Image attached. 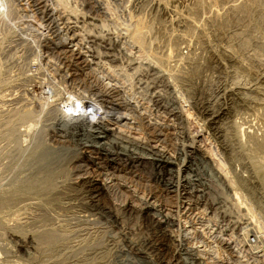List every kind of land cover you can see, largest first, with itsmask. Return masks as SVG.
<instances>
[{
    "label": "rangeland",
    "instance_id": "obj_1",
    "mask_svg": "<svg viewBox=\"0 0 264 264\" xmlns=\"http://www.w3.org/2000/svg\"><path fill=\"white\" fill-rule=\"evenodd\" d=\"M28 1L0 48V264H264V0ZM81 102L115 131L62 128Z\"/></svg>",
    "mask_w": 264,
    "mask_h": 264
},
{
    "label": "bare ground",
    "instance_id": "obj_2",
    "mask_svg": "<svg viewBox=\"0 0 264 264\" xmlns=\"http://www.w3.org/2000/svg\"><path fill=\"white\" fill-rule=\"evenodd\" d=\"M22 1H24V2H22ZM35 1V0H34ZM42 1V0H41ZM28 0H0V48H3V49H5L4 48V46L3 45H5L4 43H5V41H6V39L7 38H9L10 37V35H11V33H12V30H16L17 31V26L18 25H21L22 23H21V21H26V20H24V18H25V14H23V12H22V10H21V7H20V5H22V4H25V5H29L28 4ZM35 2H40V0H36ZM34 2V3H35ZM44 2H45V4L43 5V6H41V8H43V7H45V8H49L50 10H51V15H54L56 12H59L60 11V9L62 10V8H66V7H70L69 6V0H44ZM41 3V2H40ZM39 5V3L38 4H36V6H35V8H39V7H37ZM26 7V6H25ZM25 7H24V9H25ZM28 7V6H27ZM28 9V8H27ZM39 10H40V8H39ZM42 10V9H41ZM35 14V13H34ZM45 16V15H44ZM33 17V16H32ZM29 19V18H28ZM27 19V20H28ZM51 19L53 20V21H57V19H55L54 17H51ZM29 21V20H28ZM21 23V24H20ZM33 27V26H32ZM70 27V26H69ZM30 28V27H29ZM20 29V28H19ZM32 29V28H31ZM21 30V29H20ZM69 31V30H68ZM25 34V33H24ZM12 38V36L10 37V39ZM9 41V40H8ZM27 45V44H26ZM3 46V47H2ZM42 46V45H41ZM73 46V45H72ZM43 47V46H42ZM71 47V46H70ZM6 50V49H5ZM1 51H3L2 49H1ZM33 58V57H32ZM36 58V57H35ZM38 58V57H37ZM1 60V59H0ZM29 60V59H28ZM42 65V64H41ZM2 68H3V66H2V63H0V75L2 74ZM1 76H0V85H2L1 83L3 82V80L1 81ZM13 79V78H12ZM10 80V79H9ZM35 80V79H34ZM30 81V80H29ZM4 82H5V79H4ZM7 83H8V81H6ZM5 84V83H4ZM3 86V85H2ZM28 90V89H27ZM2 97H4V95L2 96ZM78 97V96H77ZM76 97V100H78V98ZM2 99H4V98H2ZM80 99V98H79ZM82 99V98H81ZM80 99V100H81ZM86 99V98H85ZM89 99V98H88ZM91 100V99H90ZM3 102V101H2ZM76 103H77V101H76ZM95 103H98V102H96V100H95ZM94 103V104H95ZM81 104H82V102H81ZM80 104V108H78L77 106H76V104H74L73 106H71V105H68V107H69V109H70V111L69 112H67V111H63V114L61 113V115H62V119L61 120H59V122L60 123H62L61 124V127L62 128H67V129H69L68 131H72V133L75 131V129L77 130V129H79L80 128V126L81 127H83L84 129L86 128V129H92V128H97L98 129V127L97 126H99L101 129L103 128V130H104V132H108V131H115V129L113 128V127H111L110 126V122H108V123H106L105 125H103L102 124V122H105L106 120H109V116H108V113L106 112V111H104V109H103V107L102 106H97L98 108H92V110H90V109H88V106H86V107H84V106H82ZM89 104V103H88ZM87 104V105H88ZM91 104V103H90ZM99 104V103H98ZM90 107H92V106H90ZM108 108V107H107ZM91 112H90V111ZM28 111V110H27ZM30 111V110H29ZM110 111V110H109ZM120 111V110H119ZM119 111H113V112H115V114H116V116L119 114V113H121V111L119 112ZM17 112V111H16ZM25 112V113H24ZM24 112H22V110H21V112H18V113H20V115H18V116H20V118L21 119H26V118H28V117H30L31 116V112H26V110L24 111ZM123 112V111H122ZM15 113V112H14ZM13 113V115L15 116V114ZM110 113H112L111 111H110ZM110 113H109V115H110ZM17 114V113H16ZM115 114H112V115H115ZM124 113H121V116L119 115V116H115V118H113V117H111V118H113L114 119V121L115 122H117V123H119L118 121L120 120V119H122V117H124V115H123ZM125 114H126V112H125ZM111 115V116H112ZM128 115V114H127ZM17 116V115H16ZM15 116V117H16ZM14 117V118H15ZM128 117V116H127ZM133 117V116H132ZM13 118V119H14ZM10 119V118H9ZM11 119H12V117H11ZM58 119V118H57ZM17 120H20V119H16V121ZM111 120V119H110ZM9 121H11V120H9ZM8 121V122H9ZM112 121V120H111ZM13 122V121H12ZM15 122V121H14ZM107 122V121H106ZM113 122V121H112ZM126 122V121H125ZM4 123V122H3ZM11 124H13V123H11ZM114 124V123H113ZM142 124V123H141ZM116 125V124H115ZM126 125V124H125ZM8 126V125H7ZM114 126V125H113ZM117 126V125H116ZM127 126V125H126ZM29 127V126H28ZM119 127H120V125H119ZM124 128V127H123ZM132 128V127H131ZM83 129V130H84ZM116 129H117V127H116ZM121 129H122V127H121ZM95 130V129H94ZM99 130V129H98ZM98 130H96V131H98ZM82 131V130H81ZM99 131H101V130H99ZM112 131V132H113ZM119 131V130H118ZM121 131V130H120ZM91 132V131H90ZM93 132V131H92ZM117 132V131H116ZM101 133V132H100ZM93 134V133H92ZM92 134H91V138H92ZM97 134V133H96ZM96 134L94 135L93 134V136H96ZM86 135V134H85ZM89 135V134H88ZM100 134H98V136H99ZM109 135H110V133H109ZM114 135V134H113ZM116 135V134H115ZM161 135V134H160ZM106 136V135H105ZM105 136H100V137H105ZM108 136V135H107ZM112 136V135H111ZM120 136V135H119ZM84 137V136H83ZM87 137V136H86ZM108 137H110V136H108ZM118 137V136H117ZM89 138V137H88ZM83 139V138H82ZM93 139V138H92ZM109 139V138H108ZM189 139V138H188ZM193 139H194V137H193ZM90 140V139H89ZM112 140V139H111ZM91 141V140H90ZM100 141V140H99ZM105 141V140H104ZM103 141V142H104ZM109 141V140H108ZM89 142V141H88ZM94 142H96V141H94ZM107 142V141H106ZM116 142V141H115ZM121 142V141H120ZM141 142V141H140ZM92 143V142H91ZM97 143V142H96ZM118 143V142H117ZM43 144V143H42ZM104 144H105V142H104ZM108 144V143H107ZM191 144V143H190ZM203 144V143H202ZM91 145V144H90ZM99 146H97V147H100V143L98 144ZM103 145V144H102ZM109 145V146H108ZM107 146H108V148L110 147V146H112L110 143L108 144ZM115 145V144H114ZM186 145V144H185ZM39 147H40V144L38 145ZM121 146V145H120ZM92 147V146H91ZM104 147H105V145H104ZM103 147V148H104ZM154 147V146H153ZM43 148V147H42ZM102 148V147H101ZM107 148V147H106ZM105 148V149H106ZM107 148V149H108ZM172 148V147H171ZM189 148H191V149H194L195 147L194 146H190ZM29 149V148H28ZM38 149V148H37ZM111 149V148H110ZM127 149V148H126ZM152 149H155L156 150V152H158L157 153V155H156V157H154L153 159L155 160V161H161L160 162V164H162L163 165V167L165 166V168L168 166L167 164H170L169 163V161H175L174 159L173 160H170V159H172V158H166L165 157V155L163 156V152L161 153V151H158L156 148H152ZM27 150V149H26ZM32 150V149H31ZM36 150V149H35ZM34 150V151H35ZM44 150H47L46 148L44 149ZM43 149L41 150V153H40V156H38V157H40L41 158V162H46V163H44V166H45V164H48V162L50 161V159L52 160V158L54 159V160H59V161H61L64 157H66L65 155H64V153L61 151V152H59L58 151V153L57 154H54V156H52L51 155V153H50V149L48 150L49 151V153H47V151H44ZM124 150V149H123ZM154 150V151H155ZM211 150V149H210ZM28 151V150H27ZM126 151H128V150H126ZM130 151V150H129ZM153 151V150H152ZM186 151H188V150H186ZM178 152V151H177ZM176 152V153H177ZM185 152V151H184ZM199 152V151H198ZM24 153V152H23ZM36 153V155L38 154L37 152H35ZM93 153V152H92ZM113 153L115 154V151H113ZM119 153H123V154H125V155H127L126 153L127 152H125V150L124 151H120V152H116V154H118L119 155ZM66 154V153H65ZM187 154H189V152L187 153ZM201 154V153H200ZM27 155V154H26ZM132 155V154H131ZM131 155H127L128 156V158L130 159V161H133V163L135 164V163H140V162H145V161H147L146 159L147 158H145V156L143 157V156H140V155H134V156H131ZM167 155H169V154H167ZM186 155V154H185ZM193 155V154H192ZM211 155V154H210ZM29 156V155H28ZM28 156H25V157H27V158H29ZM120 156V155H119ZM131 156V157H130ZM31 157V156H30ZM185 157V156H184ZM22 158H24V156L22 157ZM93 158V157H92ZM91 158V159H92ZM176 158V157H175ZM208 158V157H207ZM221 158V157H220ZM21 159V158H20ZM19 159V160H20ZM95 159V158H94ZM152 159V158H151ZM184 159V161H192V157H191V154H190V156H187V157H185V158H183ZM210 159H212V158H210ZM23 160V159H22ZM35 160V159H34ZM53 160V162H55ZM32 161V160H31ZM38 161V160H37ZM36 160L34 161V162H37ZM93 161V160H92ZM129 161V162H130ZM183 161V160H182ZM201 161H202V159H201ZM209 162V161H208ZM217 163V167H216V163ZM52 163V162H51ZM51 163H49V165L51 164ZM132 163V164H133ZM156 163V162H155ZM158 163V162H157ZM183 163V162H182ZM181 163V164H182ZM210 163L211 164H209V166H210V168H211V170H212V172H213V174L220 180V181H223L224 182V180H222L221 178V175L219 174V173H217V168L219 167V168H223L224 167V165H225V163L223 162V161H221V160H219L218 159V161H214L213 162V160L212 161H210ZM131 164V163H130ZM159 164V165H160ZM181 164H179V165H181ZM190 164V163H189ZM158 165V166H159ZM173 165V164H172ZM157 166V167H158ZM170 166V165H169ZM169 166H168V168H169ZM176 166H178V165H176ZM183 166V165H182ZM188 166V165H187ZM161 167V166H160ZM192 167V166H191ZM165 168H164V170L163 171H165ZM171 168V167H170ZM175 168H177V167H175ZM181 168V167H180ZM188 168V167H187ZM190 168V167H189ZM226 168V167H225ZM217 169V170H216ZM170 170V169H169ZM174 170V169H173ZM226 170V169H225ZM158 171H159V169H158ZM177 171V170H176ZM179 171H181V169L179 170ZM184 171V170H183ZM219 171H221V170H219ZM171 172H172V170H171ZM171 172H170V174H171ZM178 172V171H177ZM176 172V173H177ZM185 172V171H184ZM224 172V169H223V171H222V173ZM160 173V172H159ZM162 173V172H161ZM221 173V174H222ZM227 173V172H226ZM165 174V173H164ZM168 174V173H167ZM179 174V173H178ZM225 174V173H224ZM229 174V173H228ZM173 175H174V173H173ZM186 175V174H185ZM163 176V175H162ZM161 176V177H162ZM167 176V175H166ZM222 176H223V174H222ZM225 177H227V174H225L224 175ZM230 176V175H229ZM228 176V177H229ZM155 177V176H154ZM160 177V178H161ZM164 177H165V175H164ZM170 177V176H169ZM177 177V176H176ZM175 177V178H176ZM188 177V176H187ZM247 177V176H246ZM168 178V177H167ZM171 178H173V177H171ZM161 179H163V177L161 178ZM225 179V178H224ZM227 179V178H226ZM225 179V180H226ZM229 179V178H228ZM227 179V181H230L229 183L231 184V186L230 187H233V189L236 187L234 184V182L231 180V178L228 180ZM103 180V179H102ZM105 181V180H104ZM172 181V180H171ZM177 181V180H176ZM175 181V182H176ZM246 181V180H245ZM180 182V181H179ZM39 183H40V181H39ZM38 183V184H39ZM167 183V182H166ZM169 183H171V182H169ZM177 183H178V181H177ZM228 183V185H230ZM102 184H103V186H104V188L107 186V183H103L102 182ZM181 184V183H180ZM39 185H41V184H39ZM174 185V184H173ZM172 185V186H173ZM176 185H178V184H176ZM168 186V185H167ZM181 186V185H180ZM179 188V187H178ZM177 188V189H178ZM182 188H183V186H182ZM189 188V187H188ZM171 189V188H170ZM236 189V188H235ZM184 190V189H183ZM203 192V191H202ZM205 193V192H204ZM153 194V193H152ZM203 194V193H202ZM181 195V194H180ZM149 196V195H148ZM144 197V196H143ZM154 197V196H153ZM156 197V196H155ZM151 199V198H150ZM149 199V200H150ZM147 201V200H146ZM144 201V205H143V203L142 204H140V205H143V207H142V210H143V212L145 213L144 215H149V212L151 211V209H153L152 208V206L154 205L152 202H153V199L151 200L152 202L150 203L149 201ZM160 201V200H159ZM155 203V202H154ZM220 203V202H219ZM132 204V203H131ZM155 206V205H154ZM135 208V207H134ZM156 208H157V206H156ZM244 208V207H243ZM241 209V208H240ZM154 210V209H153ZM164 210V209H163ZM167 210V209H166ZM250 210V209H249ZM248 210V211H249ZM241 211V210H240ZM247 211V210H246ZM108 212V211H107ZM155 212V211H154ZM157 212H158V210H157ZM164 212V211H163ZM239 212V211H238ZM242 212H244V211H242ZM165 213H166V211H165ZM215 213V212H214ZM151 214L152 215H154L155 213H152L151 212ZM242 214V213H241ZM247 214V213H246ZM141 215H142V213H141ZM158 215V214H157ZM171 215V214H170ZM146 218V217H145ZM211 219H212V217H210ZM238 218V217H237ZM175 219V218H174ZM229 219V218H228ZM233 220V219H232ZM235 220V219H234ZM218 222V221H217ZM169 223V222H168ZM250 223V222H249ZM236 224V223H235ZM239 224V223H238ZM230 225V224H229ZM237 225V224H236ZM235 225V226H236ZM251 225V224H250ZM234 226V227H235ZM227 227H229V226H227ZM233 227V228H234ZM237 228V227H236ZM227 229V228H226ZM260 229V228H259ZM193 230V229H192ZM220 230H222L221 228H220ZM230 230V229H229ZM241 230V229H240ZM225 231V230H224ZM234 231H235V229H234ZM260 231V230H259ZM226 232H227V230H226ZM221 235V234H220ZM234 235V234H233ZM215 236V235H214ZM44 237L45 238H47L49 241H51V239L53 238V235H51V234H46V236L44 235ZM262 237V236H261ZM226 238V237H225ZM233 238V237H232ZM221 239V238H220ZM46 240V239H45ZM48 240H46V241H48ZM229 240H233V239H229ZM132 242V241H131ZM223 242V241H222ZM135 243V242H134ZM133 243V244H134ZM221 243V242H220ZM230 243V242H229ZM224 244V243H223ZM228 244V243H227ZM225 245V244H224ZM228 246H230V245H228ZM257 246V245H256ZM157 248V247H156ZM250 248V247H249ZM147 249V248H146ZM150 249V248H149ZM227 249V248H226ZM236 249V248H235ZM142 251V250H141ZM163 252V251H162ZM241 252V251H240ZM147 253V252H146ZM159 253V252H158ZM240 254V253H239ZM159 255V254H158ZM156 259V258H155ZM239 259V258H238ZM196 263H197V261H195ZM200 262H201V260H200ZM199 262V263H200ZM166 263V262H165ZM194 264V263H193ZM198 264V263H197ZM237 264V263H236Z\"/></svg>",
    "mask_w": 264,
    "mask_h": 264
},
{
    "label": "built area",
    "instance_id": "obj_3",
    "mask_svg": "<svg viewBox=\"0 0 264 264\" xmlns=\"http://www.w3.org/2000/svg\"><path fill=\"white\" fill-rule=\"evenodd\" d=\"M80 104H81V103L77 104L76 106H80ZM81 105L84 106L83 103H82ZM84 107H86V106H84ZM89 108H90V107H89ZM90 109H91V108H90Z\"/></svg>",
    "mask_w": 264,
    "mask_h": 264
}]
</instances>
